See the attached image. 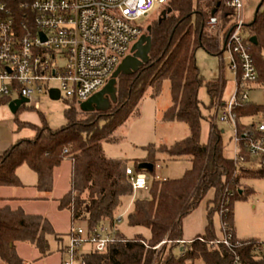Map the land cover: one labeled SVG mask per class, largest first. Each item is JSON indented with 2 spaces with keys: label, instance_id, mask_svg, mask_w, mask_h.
Segmentation results:
<instances>
[{
  "label": "trees",
  "instance_id": "16d2710c",
  "mask_svg": "<svg viewBox=\"0 0 264 264\" xmlns=\"http://www.w3.org/2000/svg\"><path fill=\"white\" fill-rule=\"evenodd\" d=\"M20 29L23 25L33 27L34 15L22 7L33 0H3ZM228 0H167L164 15L147 30L151 40L148 62L136 73L120 75L116 84V101L106 111L84 112L74 100L66 102L65 126L53 130L46 119L41 124L22 122L18 118L24 106L15 114L16 132L30 129L32 139L18 140L0 154V188H23L17 171L27 166L36 176V190L51 194L54 190V172L66 160L72 164L70 189L60 198L57 209L68 211L71 227L78 223L97 226L102 223L114 225L119 211L134 191L126 177V165L106 158L102 143L111 141L113 134L134 114L148 90L151 97L158 98L167 82L171 105L163 113L166 123H181L188 127V136L171 146H149L148 158L136 162L134 169L148 162L154 171L144 198L134 201L128 214L129 227L149 231L146 239L136 236L125 239L118 231L119 241L104 253H90L85 264H186L202 261L204 264H233L230 252L223 247L211 248L208 243L217 238L212 217L219 214L221 223L234 232L233 204L250 192L243 182L264 177L261 170L237 168L232 158L225 156L222 135L210 124L209 137L202 142L203 123L212 119L213 108L225 86L223 77L206 81L197 65L196 54L204 50L211 56L222 55V38L226 39L234 27V10L227 6ZM219 21V31L208 26L210 18ZM244 33L251 44L253 56L264 95V11H258L253 22L245 24ZM221 39V40H220ZM202 88L206 89L210 103L205 106L199 99ZM10 98H0V106L8 105ZM264 112L262 105L249 104L240 108L239 118ZM185 160L191 168L176 180H155V170L161 160ZM212 193L208 202L205 231L192 243L180 245L184 240L183 221L196 211ZM57 238L52 223L40 215H28L21 208L0 207V260L3 264H25L17 252V244H29L39 254L38 260L53 255L49 238ZM167 241L160 250L152 248ZM146 243L151 249H147ZM240 250L248 264H264V256L255 261L252 255L255 241ZM64 248V247H63ZM62 249V248H61ZM182 249V250H181Z\"/></svg>",
  "mask_w": 264,
  "mask_h": 264
},
{
  "label": "built area",
  "instance_id": "2783aa9c",
  "mask_svg": "<svg viewBox=\"0 0 264 264\" xmlns=\"http://www.w3.org/2000/svg\"><path fill=\"white\" fill-rule=\"evenodd\" d=\"M167 0H33L22 7L34 15L33 27L16 25L7 4L0 0V98L10 102L25 98L38 111L40 105L34 95L51 90L50 83L58 80L69 100L79 105L87 102L108 83L122 62L132 54L133 47L144 36L137 22L148 16L157 5ZM227 6L235 13V24L222 46L221 60L227 55L226 67L235 77V90L229 99L223 98L225 86L208 120L221 135L220 121L232 130L233 160L237 168L261 170L264 175V112L239 118L237 111L249 104L252 92L262 90L259 75L251 54V42L244 33L243 0H228ZM209 28H219L218 18L212 17ZM256 105V104H255ZM126 177L134 192L148 191L152 178L146 171L126 168ZM157 181H164L155 177ZM102 223L88 226L78 223L71 227L69 244L64 253L69 260L63 264H85L90 253H104L119 241L117 226ZM222 224V223H221ZM192 241H179L180 245ZM167 241L153 250H160ZM147 249H151L143 242ZM211 248L223 247L231 253L233 264H248L240 250L250 243L233 237L232 231L222 225V236L208 243ZM84 248H89L83 252ZM252 255L259 261L264 256V243L253 245Z\"/></svg>",
  "mask_w": 264,
  "mask_h": 264
},
{
  "label": "rangeland",
  "instance_id": "374dc122",
  "mask_svg": "<svg viewBox=\"0 0 264 264\" xmlns=\"http://www.w3.org/2000/svg\"><path fill=\"white\" fill-rule=\"evenodd\" d=\"M258 3L257 0H249L248 2L249 7L253 8ZM163 11V7L157 5L148 16L143 17L137 22V24L144 29V34H146L148 28L161 17ZM217 30V33L222 36L223 33H220L219 29ZM221 38L224 43V37ZM223 59L225 63L222 62L220 56H211L202 49L196 54L197 65L206 81L223 76L227 83L223 98L227 100L234 93L235 77L225 68L223 71V67L228 65L226 54L223 55ZM49 86L50 88L60 89L61 82L55 80L52 81ZM199 99L205 106L209 105L210 100L205 88H202L200 91ZM33 101L39 103L40 109L36 111L28 104L24 105L23 110L18 113L20 121L40 125L41 117L43 116L49 127L53 130L65 126L66 120L64 111L66 109V102H70L69 99L66 98L65 92H62L61 99L58 101L51 100L47 93L34 95ZM250 101L256 105H262L264 103L263 91L259 89L252 92ZM8 105L0 106V149H4L10 139L15 143L18 140L32 139L34 137V132L30 129L23 130L19 133L16 132L14 124L16 115L11 112ZM170 105V90L167 82L164 84L162 93L158 98H152L151 90H148L137 108V114L132 115L126 123L113 134L111 141L102 143L106 158L121 161L126 167L134 170L136 168V162H142L148 158L149 153L147 148L149 146H155V148L161 145L171 146L185 139L189 134L186 125L181 123H166L162 120L163 112ZM217 126L219 129L226 130V133L222 135L225 156L233 159L234 150L230 140L232 130H230L228 125L220 121L217 123ZM209 129V123H203L201 135L202 142L208 140ZM157 165L155 176L168 180L182 178L185 172L191 168V164L185 160L173 161L164 159L158 162ZM21 172L25 182L36 183V175L27 166H23ZM69 172L70 164L68 161H65L55 174V189L54 193L49 196V202L34 206V209L29 208V211L39 212L52 222L57 234V238H49L53 255L47 259L38 260L39 254L34 247L29 244L18 243V254L24 259L25 264H63L65 261L69 260L68 255L64 253L63 247L69 244L67 232L70 231L72 225L70 213L59 212L56 202H54L62 197L69 188ZM243 185L250 193L242 199L234 201L235 235L239 241L264 243V177L246 180L243 182ZM146 196L147 193L145 192H134V196L124 202L122 209L118 213L121 222L117 226V229L125 239H132L136 236H142L146 239L150 237L148 230L138 227H129L128 225V214L132 210L134 201L137 198H144ZM212 196L213 194L209 193L199 208L183 221L185 239H192L204 233L207 225L208 202L212 199ZM212 222L217 237H221L222 224L221 217L218 213L212 217ZM75 225L77 226L78 224ZM88 250L89 248H84L83 252H87ZM0 264H3L1 260ZM186 264L192 263L187 262ZM193 264L204 263L202 261H196Z\"/></svg>",
  "mask_w": 264,
  "mask_h": 264
},
{
  "label": "water",
  "instance_id": "95a60500",
  "mask_svg": "<svg viewBox=\"0 0 264 264\" xmlns=\"http://www.w3.org/2000/svg\"><path fill=\"white\" fill-rule=\"evenodd\" d=\"M264 0L258 10L263 6ZM165 13L163 12L162 15ZM250 42L257 45V38H251ZM151 48V40L148 36H143L139 42L133 47L132 55L128 56L118 69L114 72L106 86L97 94L92 96L87 102L79 104V108L84 112H92L94 110L106 111L111 102L116 101V84L120 75H131L136 73L149 60L148 54ZM49 97L53 101L61 99L59 90H51ZM29 103L28 99L21 98L9 103V109L13 114H16L22 106ZM141 171L152 173L154 165L148 162H143L139 165Z\"/></svg>",
  "mask_w": 264,
  "mask_h": 264
},
{
  "label": "crops",
  "instance_id": "0c3cea01",
  "mask_svg": "<svg viewBox=\"0 0 264 264\" xmlns=\"http://www.w3.org/2000/svg\"><path fill=\"white\" fill-rule=\"evenodd\" d=\"M262 1L263 0H257V2H259V3L257 5H255L254 8H253V7H249V4H248L249 0H243V2H244V18H245L246 24H249V23L254 21L255 15L258 12L257 10H258L259 6L261 5ZM259 11H264V3H263V6L259 9ZM221 77H223V76H221ZM13 144H14L13 140L10 139L8 141L7 145L4 147V149H0V154L4 153L6 150H8ZM66 161H68V160H66ZM68 162L70 164V172H69V176H70L71 175L72 164H71L70 161H68ZM21 168L18 169L17 174H18V177L21 180V182H22L24 187L23 188H5V187L0 188V207L10 206L12 209L21 208L28 215H40V216H43V217L47 218L46 216H44L43 214H41L39 212L29 211V208H33L34 206H37V205H40V204L48 203L49 200H50L49 196L54 193V190L49 195L48 194L39 193L36 190L37 181H36V183L25 182L24 179H23V174L21 172ZM58 169H56L55 172H54V182H55V174H56ZM36 179H37V176H36ZM54 189H55V184H54ZM69 189H70V178H69V188L62 195V197L69 191ZM27 193L30 194V195H28ZM62 197H60V198H62ZM58 200L54 201V202H56V206L58 205V203H57ZM64 212H68V211H64ZM47 219L49 220V218H47ZM70 219H71V215H70ZM67 233H69V231ZM200 235H198V236H200ZM198 236H196V237H198ZM196 237H194L192 239H185L184 238V241H192ZM17 252H18V250H17Z\"/></svg>",
  "mask_w": 264,
  "mask_h": 264
},
{
  "label": "flooded vegetation",
  "instance_id": "af4514ba",
  "mask_svg": "<svg viewBox=\"0 0 264 264\" xmlns=\"http://www.w3.org/2000/svg\"><path fill=\"white\" fill-rule=\"evenodd\" d=\"M144 36H146V34H144ZM132 55V54H131Z\"/></svg>",
  "mask_w": 264,
  "mask_h": 264
}]
</instances>
